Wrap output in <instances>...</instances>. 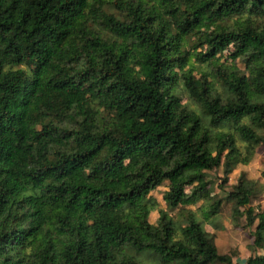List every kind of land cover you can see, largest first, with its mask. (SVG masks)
Returning <instances> with one entry per match:
<instances>
[{"label": "trees", "instance_id": "16d2710c", "mask_svg": "<svg viewBox=\"0 0 264 264\" xmlns=\"http://www.w3.org/2000/svg\"><path fill=\"white\" fill-rule=\"evenodd\" d=\"M263 145L264 0H0V264H264Z\"/></svg>", "mask_w": 264, "mask_h": 264}, {"label": "rangeland", "instance_id": "374dc122", "mask_svg": "<svg viewBox=\"0 0 264 264\" xmlns=\"http://www.w3.org/2000/svg\"><path fill=\"white\" fill-rule=\"evenodd\" d=\"M237 67L244 71L245 66L242 62L237 63ZM183 103L187 104L190 108H196L195 104L188 99L186 95L183 96ZM241 173H246L247 177L251 180L257 181L256 192L257 196L252 200L250 208L254 209L255 213L264 210V179L262 174L264 173V145L261 146L248 166L240 167L233 174L229 176L228 185H234ZM215 191L216 198H224L225 194L223 191H219V185L223 180L222 171L213 172L208 179ZM226 188H228L226 186ZM230 187L228 188V190ZM164 188L152 193L153 198L162 201V192ZM159 214L153 212L150 216V222H156ZM206 223L205 229L208 232L216 235V245L221 255H231L233 257L234 264H246L247 260L253 256L250 250V244L252 238L249 233L255 230V226L251 229H246V219L243 218L240 222V227H235L232 224V206L224 205L222 208L221 215L219 217H210L204 220ZM211 224V225H210ZM214 225V226H213ZM215 226H218L220 230H215ZM142 264H160L161 256L153 250H146L139 257Z\"/></svg>", "mask_w": 264, "mask_h": 264}, {"label": "crops", "instance_id": "0c3cea01", "mask_svg": "<svg viewBox=\"0 0 264 264\" xmlns=\"http://www.w3.org/2000/svg\"><path fill=\"white\" fill-rule=\"evenodd\" d=\"M158 201H159V203L161 204V206H162L163 208H166V207H164V205H163V200H162V201L158 200Z\"/></svg>", "mask_w": 264, "mask_h": 264}]
</instances>
